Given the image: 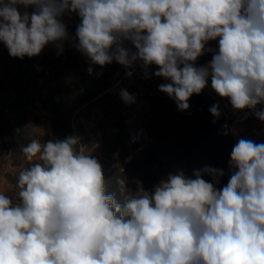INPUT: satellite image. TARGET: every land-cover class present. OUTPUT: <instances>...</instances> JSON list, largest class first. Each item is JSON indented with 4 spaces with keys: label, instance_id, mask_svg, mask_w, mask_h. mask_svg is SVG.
Returning a JSON list of instances; mask_svg holds the SVG:
<instances>
[{
    "label": "clouds",
    "instance_id": "clouds-1",
    "mask_svg": "<svg viewBox=\"0 0 264 264\" xmlns=\"http://www.w3.org/2000/svg\"><path fill=\"white\" fill-rule=\"evenodd\" d=\"M68 12L80 18L76 48L92 65L140 61L146 76L156 65L170 81L159 91L181 111L210 78L233 109L264 121V0H0V43L20 59L50 43L62 52ZM217 38L209 64L195 66ZM209 111L220 116L218 105ZM78 145L68 136L21 147L37 162L20 171L15 200L0 192V264H264V143L238 139L221 188L224 170L205 166L170 173L152 191L119 179V196Z\"/></svg>",
    "mask_w": 264,
    "mask_h": 264
},
{
    "label": "rangeland",
    "instance_id": "rangeland-1",
    "mask_svg": "<svg viewBox=\"0 0 264 264\" xmlns=\"http://www.w3.org/2000/svg\"><path fill=\"white\" fill-rule=\"evenodd\" d=\"M62 22L68 32L62 52L50 43L38 56L20 59L0 43V192L13 200L20 171L37 162L27 161L21 147L35 138L44 142L78 137V147L98 160L108 190L118 196L119 179L133 192L152 191L170 173L183 171L192 177L205 166L224 170L216 185L221 188L228 182L238 139L264 143V121L256 118L255 110L233 109L211 88L210 78L199 95L190 97V107L178 110L175 101L159 91V85L170 81L154 75L156 65L148 77L140 61L130 69L115 61L92 65L76 48L78 14L65 13ZM125 46L135 51L128 42ZM216 50L218 38L206 44L195 66L209 64ZM122 90L135 98L133 103L121 99ZM213 105L219 106L218 127L202 133L197 119ZM260 109L264 104L257 105ZM203 178L213 182L211 176Z\"/></svg>",
    "mask_w": 264,
    "mask_h": 264
},
{
    "label": "trees",
    "instance_id": "trees-1",
    "mask_svg": "<svg viewBox=\"0 0 264 264\" xmlns=\"http://www.w3.org/2000/svg\"><path fill=\"white\" fill-rule=\"evenodd\" d=\"M142 66V63H141ZM145 69L142 66V73L145 77L150 76L152 72V65L147 69V76L145 75ZM197 125L202 133H207L215 130L218 127L217 117H214L209 109H206L197 119Z\"/></svg>",
    "mask_w": 264,
    "mask_h": 264
},
{
    "label": "built area",
    "instance_id": "built-area-1",
    "mask_svg": "<svg viewBox=\"0 0 264 264\" xmlns=\"http://www.w3.org/2000/svg\"><path fill=\"white\" fill-rule=\"evenodd\" d=\"M176 104V103H175ZM177 105V104H176Z\"/></svg>",
    "mask_w": 264,
    "mask_h": 264
}]
</instances>
